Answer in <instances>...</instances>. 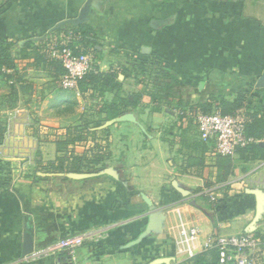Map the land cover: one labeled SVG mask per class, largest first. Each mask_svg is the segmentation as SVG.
<instances>
[{
    "label": "crops",
    "instance_id": "crops-1",
    "mask_svg": "<svg viewBox=\"0 0 264 264\" xmlns=\"http://www.w3.org/2000/svg\"><path fill=\"white\" fill-rule=\"evenodd\" d=\"M69 29L94 61L78 94L57 89L61 67L46 51ZM0 42L11 63L0 74L1 134L31 138L46 161L74 126L99 120L92 130L107 128L98 143L108 152L96 170L52 184L1 156L0 264H192L209 259L210 235L264 237V0H0ZM147 58L180 96L153 101L119 74ZM216 106L244 116L254 149L215 155L190 113ZM93 143L88 135L67 147ZM192 227L195 236L180 234ZM74 234L86 238L74 261L43 251Z\"/></svg>",
    "mask_w": 264,
    "mask_h": 264
},
{
    "label": "built area",
    "instance_id": "built-area-1",
    "mask_svg": "<svg viewBox=\"0 0 264 264\" xmlns=\"http://www.w3.org/2000/svg\"><path fill=\"white\" fill-rule=\"evenodd\" d=\"M73 31L66 35L54 36L46 47L50 59L56 61L63 73L60 77V88L78 94L79 82L93 71V54L87 48H80L72 41ZM1 73H9L10 68L0 67ZM200 137L205 142H212L214 153L220 157L233 155L238 148L255 142L246 134V119L238 112L223 113L219 106L210 112L197 111L190 113ZM198 228L180 230L183 236H195ZM86 238L83 234L62 237L47 244L44 252L64 255L71 262L77 257L79 248ZM204 251L216 252L215 264H264V237L253 232L239 234H213L206 238Z\"/></svg>",
    "mask_w": 264,
    "mask_h": 264
},
{
    "label": "trees",
    "instance_id": "trees-1",
    "mask_svg": "<svg viewBox=\"0 0 264 264\" xmlns=\"http://www.w3.org/2000/svg\"><path fill=\"white\" fill-rule=\"evenodd\" d=\"M74 29H80L81 27H73ZM76 30V31H78ZM82 36H87V31H80ZM90 34V32H89ZM84 38V42L87 45H93V39ZM8 45L0 42V67L5 66L10 68V58L8 56L7 50ZM153 61H149V64H153ZM92 72V71H91ZM89 72L83 79L89 76L91 73ZM0 74H6L1 73ZM83 79L79 82V85L83 81ZM182 92V87L178 84L177 80L170 74V72L163 65H156L154 63V98L166 99L167 97L180 96ZM242 105L237 102L234 105V108H239ZM109 110L114 109V105L109 106ZM102 108V107H101ZM214 107L210 109L203 110L204 112H210ZM223 113H233L227 109L220 107ZM102 110V109H101ZM100 110V111H101ZM234 110V109H233ZM101 125L99 120H87L84 119L80 122V124L74 126L75 133L71 135L68 139H64L63 141L57 142V150L59 154L54 159L42 161L39 160L35 166V172L33 173L34 179H42L47 181H56L62 182L64 177L62 174L72 172V173H81V172H91L96 170V164L103 161L104 158L108 156L107 152V143L101 145L98 143V139L103 137L107 133V128L101 130H92V128H97ZM247 125V124H246ZM100 134L99 136H97ZM247 134V132H246ZM90 135L93 139V145L86 151L82 153H76L73 150H68L67 145L69 143L79 142L86 140V137ZM248 135V134H247ZM249 136V135H248ZM99 137V138H98ZM255 143V142H254ZM254 143H251L245 147L238 148V150H245L253 147H256ZM260 148H264V146H259ZM220 157V156H219ZM47 174V175H42ZM49 175V176H48ZM52 184V183H51ZM207 252V251H206ZM209 259L203 258V254L193 255L190 260L192 264H215L216 260V252L214 250H209Z\"/></svg>",
    "mask_w": 264,
    "mask_h": 264
},
{
    "label": "rangeland",
    "instance_id": "rangeland-1",
    "mask_svg": "<svg viewBox=\"0 0 264 264\" xmlns=\"http://www.w3.org/2000/svg\"><path fill=\"white\" fill-rule=\"evenodd\" d=\"M88 47H91V46H87V48ZM78 50H80L79 47H78ZM150 60L151 59H149V58L143 59L142 62L134 63L132 65V67L129 69H124V68L118 69V72L121 76H125L126 78H130V81H129L130 84H131V82L138 84L140 86L139 88L142 89L141 91H143L144 93H149L151 98H154V63L149 64ZM59 69H60V71L57 72V74L54 76V79L53 78L51 79L55 82L57 89L60 88L59 87L60 77L63 73V69L62 68H59ZM114 84H116V83H114ZM116 87H117V85H116ZM123 88L125 90H127V86L126 87L123 86ZM68 93H70V92H68ZM96 95H98L97 92H93V95H92L93 99L95 98ZM67 100H68L66 103L67 106L72 107L73 101H72L71 97L68 96ZM91 109L94 112H99L101 109H103V107L102 108L101 107H97V108L92 107ZM1 110H4V109L1 108L0 111ZM0 115H1V113H0ZM4 126H5L4 121L0 119V147H2V145H5V147H6V150H4V151L0 150V158L3 154H5V155H7L13 159H18V160H20L21 165L18 168L15 167L16 171H20V173L21 172L28 173L29 171H32L34 173L35 172V166H36L37 162H39V160H40L38 152L34 151L32 149L35 145V141L31 140V138L26 139V140H22V139L13 140L11 137H8V136L4 137L1 134L5 129ZM67 149L71 150V147H67ZM59 154H61V153H58L56 156H58ZM42 175H47V174L42 173Z\"/></svg>",
    "mask_w": 264,
    "mask_h": 264
},
{
    "label": "water",
    "instance_id": "water-1",
    "mask_svg": "<svg viewBox=\"0 0 264 264\" xmlns=\"http://www.w3.org/2000/svg\"><path fill=\"white\" fill-rule=\"evenodd\" d=\"M26 250H27V252H29L30 251V248L27 247Z\"/></svg>",
    "mask_w": 264,
    "mask_h": 264
}]
</instances>
